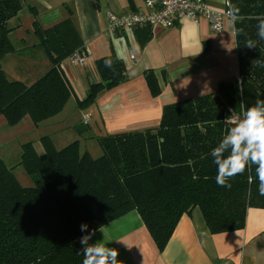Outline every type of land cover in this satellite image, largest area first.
I'll return each instance as SVG.
<instances>
[{
	"label": "trees",
	"instance_id": "obj_1",
	"mask_svg": "<svg viewBox=\"0 0 264 264\" xmlns=\"http://www.w3.org/2000/svg\"><path fill=\"white\" fill-rule=\"evenodd\" d=\"M227 1L232 12L233 6L239 9L233 13L238 80L164 107L155 129L98 138L97 158L82 153L78 141L57 150L49 137H42V154L32 143L23 144L19 165L31 187L20 186L0 160V264H82L80 238L87 233L80 225L98 231L130 212L139 215L162 252L180 218L195 208L212 235L241 231L249 209L264 210L255 165L250 173L232 178L227 189L217 185L210 155L230 126V110L238 115L257 98L264 99V40L256 27V17H264V0ZM20 11V0H0V117L10 127L29 117L37 128L60 115L74 95L62 63L85 49L70 10L66 19L44 28L30 9L35 48L50 68L28 86L8 80L1 61L17 51L8 24ZM147 34L139 38L140 47ZM249 38L257 41L256 48L245 46ZM95 69L100 82L90 85L84 100H76L79 109L93 104L102 90L126 82L124 64L114 54L97 59ZM144 77L152 96H157L153 73L147 71ZM73 131L83 136L89 129L81 123Z\"/></svg>",
	"mask_w": 264,
	"mask_h": 264
},
{
	"label": "crops",
	"instance_id": "obj_2",
	"mask_svg": "<svg viewBox=\"0 0 264 264\" xmlns=\"http://www.w3.org/2000/svg\"><path fill=\"white\" fill-rule=\"evenodd\" d=\"M20 1L21 11L8 27L14 29L11 37L23 48L19 52L24 53V58L20 55L22 59L14 64L11 81L28 86L50 68L44 54L35 48L30 9L36 11L37 21L44 28L66 19L70 10L85 49L84 65L72 64L70 59L62 63L74 93L67 104L72 102L76 116L67 119L62 115L64 109L57 117L39 125L50 131L43 137H49L57 150L78 141L80 151L91 155L85 143L97 144V139L104 136L155 129L164 107L214 93L220 83L238 80L234 27L227 23L219 34L212 33L204 20L198 23L184 20L170 29L153 32L140 28L105 34L107 14L123 17L142 12L145 0ZM205 1L213 10H226L227 0ZM22 19L29 25L27 35L21 28ZM146 33L149 38L140 47L139 38H145ZM27 51L37 54L29 55ZM111 54L123 62L126 82L102 90L93 104L79 109L76 100H84L90 85L100 82L95 61ZM147 71L154 75L159 88L157 96L150 93L144 77ZM81 123L89 129L82 137L73 133L74 126ZM66 131L70 134L66 135ZM60 133L65 135L57 138ZM35 150L38 154L43 152L42 147ZM102 230L95 231L89 243L102 241L105 234L107 246L119 251L117 259L121 264H264V210L261 209L247 211L243 230L212 235L200 210L195 208L180 218L162 252L157 250L136 212L107 224Z\"/></svg>",
	"mask_w": 264,
	"mask_h": 264
},
{
	"label": "clouds",
	"instance_id": "obj_3",
	"mask_svg": "<svg viewBox=\"0 0 264 264\" xmlns=\"http://www.w3.org/2000/svg\"><path fill=\"white\" fill-rule=\"evenodd\" d=\"M239 9L233 6V13ZM257 36L264 40V17H256ZM257 41L246 40V47L256 48ZM231 115L226 119L230 125L217 146L211 149L210 155L216 165V183L220 187L231 189L229 181L245 172H251L255 165V179L258 181V193L264 196V99L257 98L255 104L240 114ZM248 183H253L252 175H248ZM80 230L87 233L80 238L83 260L82 264H121L117 259L119 251L107 246L109 242L97 241L90 244L95 230L88 232V225L82 223ZM103 232L102 228L100 229ZM120 241V240H117Z\"/></svg>",
	"mask_w": 264,
	"mask_h": 264
},
{
	"label": "built area",
	"instance_id": "obj_4",
	"mask_svg": "<svg viewBox=\"0 0 264 264\" xmlns=\"http://www.w3.org/2000/svg\"><path fill=\"white\" fill-rule=\"evenodd\" d=\"M184 20L193 23L204 20L212 33L219 34L225 23L234 27L236 16L229 8L228 1L226 10L218 12L211 9L205 0H145L142 12L123 17L107 14L105 34L133 32L140 28H146L150 32L170 29ZM70 60L72 64L84 65L86 55L84 53Z\"/></svg>",
	"mask_w": 264,
	"mask_h": 264
},
{
	"label": "rangeland",
	"instance_id": "obj_5",
	"mask_svg": "<svg viewBox=\"0 0 264 264\" xmlns=\"http://www.w3.org/2000/svg\"><path fill=\"white\" fill-rule=\"evenodd\" d=\"M25 18L28 19L27 17ZM21 24H22L21 28L24 30V34L27 35L26 31L29 29L28 23H26L25 19H22ZM19 39L20 38L18 37L17 38L18 42H19ZM11 40H12L13 46L15 47L17 51L15 54L7 55L1 61V67L6 77L8 78V80H12L10 78H12L13 67H15L14 64L19 63L17 59L18 60L22 59L20 55L24 58V53L19 52L20 50L18 48L17 42L14 40L13 37H11ZM36 51H27L25 53L29 55H33V54L35 55L37 54ZM72 107H73V104L72 102H70L64 108L65 109L64 114H62V115H65L67 119L69 120L73 118V115L76 116V114H73ZM45 129L46 128H44V126H41V127L38 126L36 128L32 124L29 117H26L24 120H22L18 125L14 127L8 126L5 120L2 117H0V160L3 161V163L6 165L7 168L12 170V174L14 175L15 179L20 184V186L24 188L31 187L33 183L30 177L28 176V174L26 173L25 169L21 165H19V162L21 160V155H22V145L27 144V143H33L34 148L39 149L41 145L39 144L38 140L40 139V137H43L48 132H50ZM73 133L77 136L75 132ZM65 134L68 135L70 134V132L66 131ZM65 134L60 133V134H57L56 136L58 138ZM56 146H58L57 148H59L62 145L60 143L59 144L56 143ZM84 146L86 147V150L91 152V155L93 157L97 158L101 156V150L97 144H93L91 142V143H85Z\"/></svg>",
	"mask_w": 264,
	"mask_h": 264
}]
</instances>
